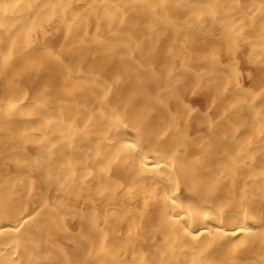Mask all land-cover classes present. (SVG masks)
<instances>
[{"label": "bare ground", "instance_id": "bare-ground-1", "mask_svg": "<svg viewBox=\"0 0 264 264\" xmlns=\"http://www.w3.org/2000/svg\"><path fill=\"white\" fill-rule=\"evenodd\" d=\"M0 264H264V0H0Z\"/></svg>", "mask_w": 264, "mask_h": 264}, {"label": "rangeland", "instance_id": "rangeland-1", "mask_svg": "<svg viewBox=\"0 0 264 264\" xmlns=\"http://www.w3.org/2000/svg\"><path fill=\"white\" fill-rule=\"evenodd\" d=\"M194 101H191V103H193Z\"/></svg>", "mask_w": 264, "mask_h": 264}]
</instances>
